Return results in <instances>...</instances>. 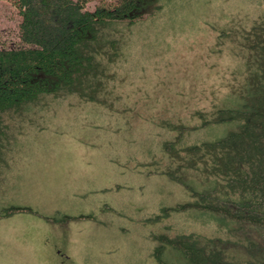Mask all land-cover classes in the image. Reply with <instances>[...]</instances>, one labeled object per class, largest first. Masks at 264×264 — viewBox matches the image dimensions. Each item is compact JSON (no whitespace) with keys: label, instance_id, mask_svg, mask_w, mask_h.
Instances as JSON below:
<instances>
[{"label":"rangeland","instance_id":"1","mask_svg":"<svg viewBox=\"0 0 264 264\" xmlns=\"http://www.w3.org/2000/svg\"><path fill=\"white\" fill-rule=\"evenodd\" d=\"M161 2L118 34L97 100L61 93L5 113L0 264L18 261L23 240L43 247L38 264L49 246L73 255L70 264H158L155 234L218 229L188 209L163 216L191 197L159 169L172 161L170 124L199 126L197 111L211 112L244 75V33L264 18V0ZM18 20L0 0V47L18 41Z\"/></svg>","mask_w":264,"mask_h":264},{"label":"trees","instance_id":"2","mask_svg":"<svg viewBox=\"0 0 264 264\" xmlns=\"http://www.w3.org/2000/svg\"><path fill=\"white\" fill-rule=\"evenodd\" d=\"M10 1L18 41L0 47V163L5 113L61 93L97 100L121 53L118 34L162 8L161 0ZM244 40V75L211 112L197 111L202 131L191 140L184 135L199 126L170 124L178 130L165 143L172 161L159 169L191 197L162 207L163 216L188 209L218 229L155 234L158 264H264V18Z\"/></svg>","mask_w":264,"mask_h":264},{"label":"crops","instance_id":"3","mask_svg":"<svg viewBox=\"0 0 264 264\" xmlns=\"http://www.w3.org/2000/svg\"><path fill=\"white\" fill-rule=\"evenodd\" d=\"M35 224V223H34ZM6 226V231L11 234V229L12 227L7 224ZM25 229V228H24ZM20 233H23L21 231ZM64 234H67L64 232ZM34 242V240H32ZM29 242V244L25 243L24 240L23 242H18L20 244V248L18 249L17 253L19 255V259H16L18 261H11L12 264H38L39 259L41 258L40 255V248L41 250L43 247L39 244V242ZM23 243L25 245L23 246ZM22 245V246H21ZM50 248H45L44 250H53V252L48 253V258L43 259L47 262V264H70L72 260L74 259L73 255H71L67 250H57L56 247L49 246ZM68 254V255H66ZM68 257V258H67ZM7 262H10L8 260Z\"/></svg>","mask_w":264,"mask_h":264}]
</instances>
